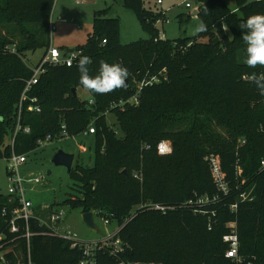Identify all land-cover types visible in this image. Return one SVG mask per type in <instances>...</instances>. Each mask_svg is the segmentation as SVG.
Returning <instances> with one entry per match:
<instances>
[{
    "label": "trees",
    "instance_id": "trees-1",
    "mask_svg": "<svg viewBox=\"0 0 264 264\" xmlns=\"http://www.w3.org/2000/svg\"><path fill=\"white\" fill-rule=\"evenodd\" d=\"M157 1H123L149 38L122 45L119 19L98 12L87 42L76 50L80 57L91 58L92 76L101 61L128 67V87L95 96L86 91L90 100H82L73 94V89L84 90L77 62L48 67L30 94L38 98L41 113L23 114L22 124L31 134L18 135L16 152L36 150L37 142L48 136L62 139V126L68 137L83 135L92 124L96 127L90 136L95 166L73 167L70 197L63 205L94 212L120 229L125 252L112 256L107 249L98 253L97 264H264V95L258 87L264 84V67L243 63L245 45L239 30L248 16L264 14V0H235V9L225 0H194L208 31L173 40L160 37L156 24L161 14L146 7ZM54 3L0 0V159L10 156L17 104L32 76L23 58L41 49L46 52L51 45L48 24ZM150 76L161 81L144 86L138 104L111 109L112 103L133 97L136 86ZM108 114L115 115L114 126L107 122ZM162 141L171 142V154L158 153ZM211 157L219 159L226 195L214 182ZM196 195L217 197L215 204L204 207L207 214L182 207ZM17 206L0 192V235H9ZM54 210L59 208L48 212ZM230 223L236 224L240 241L238 261L226 257L229 245L224 237L231 232ZM30 229L41 233L46 227L32 220ZM19 243L23 251V241ZM32 251L33 264H77L82 255L80 247L46 235L33 237Z\"/></svg>",
    "mask_w": 264,
    "mask_h": 264
},
{
    "label": "rangeland",
    "instance_id": "rangeland-1",
    "mask_svg": "<svg viewBox=\"0 0 264 264\" xmlns=\"http://www.w3.org/2000/svg\"><path fill=\"white\" fill-rule=\"evenodd\" d=\"M123 1L55 0L51 18L56 29L52 35L50 34L51 44L60 49L63 56L67 50L79 49L87 42L88 36L92 33L93 18L98 12L105 14L107 18L119 19L120 43L122 45L149 38L136 13L125 8ZM225 2L231 9H235V0H225ZM187 4L191 5L190 9L187 8ZM146 7L161 14V20L157 21V26L160 35H165L169 40L194 37L200 34L196 32L201 20L194 15L197 10V3L194 0H164L162 5L157 1L147 3ZM164 16L170 21L169 24L162 21ZM44 52L45 50L41 49L36 53H26L25 63L27 66L34 67ZM77 94L82 100H90V95L84 90H77ZM107 122L114 126L115 115L108 114ZM168 142L171 144L170 141ZM61 150L75 155L73 167L79 163L87 169L94 168L95 142L90 136L80 135L44 143L28 157L27 164L20 168V174L26 180V196L32 202L35 213L40 214L43 218L50 214L48 211L52 207L63 210L65 215L62 224L66 229L77 234L81 242L91 243L102 240L117 229L115 223L105 225L102 218L95 216L97 232L92 231L83 223V213L80 209H71L63 205V202L70 197L72 181L65 167L56 166L52 162L55 154ZM7 168V158L0 159V192L3 195H8V190L11 187ZM135 177H139V175H135ZM34 179H38L39 182H30Z\"/></svg>",
    "mask_w": 264,
    "mask_h": 264
},
{
    "label": "built area",
    "instance_id": "built-area-1",
    "mask_svg": "<svg viewBox=\"0 0 264 264\" xmlns=\"http://www.w3.org/2000/svg\"><path fill=\"white\" fill-rule=\"evenodd\" d=\"M80 2H87L90 0H79ZM158 4L162 5V1L158 0ZM187 8H191L190 4H187ZM163 22L169 24L168 19L163 18ZM158 23V22H157ZM157 25V24H156ZM49 32L52 33L55 31V24L52 21V18L48 24ZM103 44H106V40H103ZM12 52H16L15 48L11 49ZM80 52L74 50V52L67 53L63 56L60 52V49L55 48L52 44L49 46L48 50L43 54L40 61L34 66L29 67L32 71V76L25 81L24 89L17 104L16 109V120L15 128L12 135L9 138V147H10V156L8 160V178L11 184V187L8 190V195L11 196L14 200L17 201L18 206L12 211L10 220H9V235L1 234L0 235V264H13V259H16V264H33V251H32V239L36 235H46L60 238L66 241L71 242L72 248L80 247L82 250L81 259L77 264H97V255L100 252H106L109 249V252L112 256H118L125 252V248L122 246L123 243L118 237L119 228H117L112 233H109L108 236L102 240H98L91 243H83L79 240L77 234L66 229L62 221L64 219L63 210H54L46 217L37 215L35 209L33 208L32 202L26 196L25 182L24 178L20 174V168L23 167L28 162V157L31 154H34L36 150L30 153H17L15 149L16 139L20 134H31V128L29 126H24L22 124L23 114L25 111L30 113H41V107L39 105V100L36 97H30L31 92L34 87L39 83L40 78L46 73L48 67L65 65L67 67L73 66L77 60L80 58ZM24 62L27 60L26 57L23 58ZM246 79V77H245ZM160 78L156 76H150L148 79H145L143 82L136 86V91L133 97L128 100H120L119 102H114L111 105V109H124V106L127 103H139V94L144 86L153 85L159 83ZM30 102V105L27 106V102ZM92 103V100L90 101ZM96 133V127L92 124L87 132L83 135L93 136ZM61 138H69L66 131V127L62 126ZM52 141V137L48 136L43 140L37 142V148L42 146L44 143ZM242 144L245 141H241ZM157 151L160 155H168L172 153V145L168 141H162L158 144ZM212 170V176L215 184L218 189L224 193L228 194V186L224 180V175L222 173L221 165L219 159L216 157H211L208 159ZM261 169L264 170V159L261 161ZM30 182L38 183V179L30 180ZM242 199L245 200L247 196L245 194L241 195ZM217 197L212 199L208 196L199 197L196 195L194 199H190L182 204V207L185 209L192 210L195 214H207L204 210V207L209 204H215ZM153 209H157L166 212L167 209L160 207L158 205L150 206ZM233 211L237 209V205L231 207ZM47 212V211H46ZM45 212V213H46ZM7 211L4 210L3 215H6ZM32 220H37L41 227H46L44 232L36 233L30 229V222ZM105 225H109L108 221H104ZM231 229V232L224 237V241L228 243L229 249L226 252V257L235 261L239 260V248L240 241L237 234L236 224L230 223L228 225ZM23 227V229H21ZM19 241H23V251L19 250L20 245ZM118 264H143L141 262H132V261H120Z\"/></svg>",
    "mask_w": 264,
    "mask_h": 264
},
{
    "label": "clouds",
    "instance_id": "clouds-1",
    "mask_svg": "<svg viewBox=\"0 0 264 264\" xmlns=\"http://www.w3.org/2000/svg\"><path fill=\"white\" fill-rule=\"evenodd\" d=\"M221 28L226 26L221 23ZM241 38L244 42L245 57L243 63L250 68L264 67V14L248 16L239 24ZM208 25L201 21L197 33H206ZM91 58L87 55L81 56L76 63L79 72V85L93 96L113 93L116 90L126 89L130 81L129 68L121 63H108L101 61L99 72L92 76L89 73ZM255 79V77H253ZM264 79V77H262ZM260 92L264 95V84H258Z\"/></svg>",
    "mask_w": 264,
    "mask_h": 264
},
{
    "label": "water",
    "instance_id": "water-1",
    "mask_svg": "<svg viewBox=\"0 0 264 264\" xmlns=\"http://www.w3.org/2000/svg\"><path fill=\"white\" fill-rule=\"evenodd\" d=\"M195 16L198 15L197 11L194 13ZM69 53L74 52L73 49L68 51ZM73 94L74 96H77V91L76 89H73ZM75 155L74 154H69L64 151H58L55 156L52 159V162L56 166H63L68 170V173L70 174L72 172L74 162H75ZM126 173V171H124ZM95 213L94 212H88V213H83L82 214V220L83 223L90 228V230L97 232V227L95 224Z\"/></svg>",
    "mask_w": 264,
    "mask_h": 264
},
{
    "label": "crops",
    "instance_id": "crops-1",
    "mask_svg": "<svg viewBox=\"0 0 264 264\" xmlns=\"http://www.w3.org/2000/svg\"><path fill=\"white\" fill-rule=\"evenodd\" d=\"M160 37H161V38H166L165 35H163V34L160 35ZM68 51H69V50L66 51V54L69 53ZM61 54H62V52H61Z\"/></svg>",
    "mask_w": 264,
    "mask_h": 264
}]
</instances>
